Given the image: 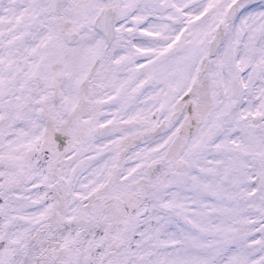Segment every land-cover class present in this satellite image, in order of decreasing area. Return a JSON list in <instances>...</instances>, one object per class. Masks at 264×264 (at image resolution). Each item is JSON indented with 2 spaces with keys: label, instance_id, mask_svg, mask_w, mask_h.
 <instances>
[{
  "label": "snow or ice",
  "instance_id": "snow-or-ice-1",
  "mask_svg": "<svg viewBox=\"0 0 264 264\" xmlns=\"http://www.w3.org/2000/svg\"><path fill=\"white\" fill-rule=\"evenodd\" d=\"M0 264H264V0H0Z\"/></svg>",
  "mask_w": 264,
  "mask_h": 264
}]
</instances>
